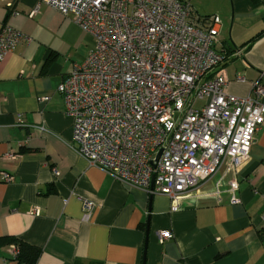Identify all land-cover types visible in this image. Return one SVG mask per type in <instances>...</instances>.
Listing matches in <instances>:
<instances>
[{"label":"crops","instance_id":"1","mask_svg":"<svg viewBox=\"0 0 264 264\" xmlns=\"http://www.w3.org/2000/svg\"><path fill=\"white\" fill-rule=\"evenodd\" d=\"M36 2L0 0V29L23 35L0 61V239L40 248L36 264H264V123L239 170L220 168L171 210L168 196L126 185L76 151L57 87L95 40L46 4L30 14ZM188 2L220 18L226 92L246 96L255 81L264 85V0ZM161 230L171 237L160 242ZM11 245L0 242V264H19Z\"/></svg>","mask_w":264,"mask_h":264},{"label":"built area","instance_id":"2","mask_svg":"<svg viewBox=\"0 0 264 264\" xmlns=\"http://www.w3.org/2000/svg\"><path fill=\"white\" fill-rule=\"evenodd\" d=\"M40 4L71 15L95 40L57 87L72 118V143L90 165L168 196L175 211L183 195L220 168L224 175L246 162L264 123V85L255 81L246 96L226 92L219 73L226 55L215 48L217 15L197 14L188 0H37L30 14ZM22 38L1 27L0 61ZM197 101L203 103L195 108ZM228 191L237 202L236 180ZM171 235L161 230L158 240Z\"/></svg>","mask_w":264,"mask_h":264},{"label":"trees","instance_id":"3","mask_svg":"<svg viewBox=\"0 0 264 264\" xmlns=\"http://www.w3.org/2000/svg\"><path fill=\"white\" fill-rule=\"evenodd\" d=\"M12 244L16 248L13 258L19 264H36L40 255V248L30 245L16 237L7 236L0 239V242Z\"/></svg>","mask_w":264,"mask_h":264},{"label":"rangeland","instance_id":"4","mask_svg":"<svg viewBox=\"0 0 264 264\" xmlns=\"http://www.w3.org/2000/svg\"><path fill=\"white\" fill-rule=\"evenodd\" d=\"M202 103H203L202 101H197V102L195 103V108L200 107V105H201Z\"/></svg>","mask_w":264,"mask_h":264},{"label":"water","instance_id":"5","mask_svg":"<svg viewBox=\"0 0 264 264\" xmlns=\"http://www.w3.org/2000/svg\"><path fill=\"white\" fill-rule=\"evenodd\" d=\"M159 154H160V151L157 153L156 158H155V161L157 160ZM153 165H154V163H153Z\"/></svg>","mask_w":264,"mask_h":264}]
</instances>
